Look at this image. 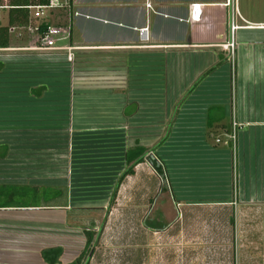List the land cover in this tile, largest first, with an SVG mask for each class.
Returning <instances> with one entry per match:
<instances>
[{
	"label": "crops",
	"instance_id": "obj_1",
	"mask_svg": "<svg viewBox=\"0 0 264 264\" xmlns=\"http://www.w3.org/2000/svg\"><path fill=\"white\" fill-rule=\"evenodd\" d=\"M0 5L7 9L6 0ZM192 5L201 8L198 22L189 21ZM40 22L67 29L55 46L70 48L73 58L67 62L60 51L48 52L43 62H14L31 65L28 78L34 83L27 85L28 113L15 114L11 128L0 126V242L31 243L40 251L59 248L61 261L68 254L76 257L78 250L69 251L66 239L51 238L53 229L69 228V212L105 209L127 167L126 152L135 148L145 150L144 161L124 183L151 179L149 160L160 169L154 172L157 189L146 195L161 200L152 209L164 223L147 228L142 222L151 234L169 228L162 207L169 214L191 207L199 215L212 207L233 213L264 204V116L249 115L257 113V104L264 113L259 105L264 103V0H70ZM230 25L236 26L232 32ZM143 28L146 38L140 40ZM16 30L23 31L10 28L8 34ZM31 37L36 38L27 34ZM230 39L231 57L220 48ZM0 64V76L17 68L3 59ZM40 74L45 83H37ZM49 83L65 89V117L56 113L64 122L55 125L41 115L53 112L54 101L41 94ZM247 87H258L256 106L249 97L238 100ZM88 90L96 121L85 107ZM244 100L248 104L234 113V121L233 103L241 106ZM127 104L135 105L134 112H125ZM32 107L41 113L31 114ZM212 109L219 111L216 117ZM22 118L25 122L17 123ZM183 181L199 184L195 196L173 195ZM41 189L52 190L50 198L29 203Z\"/></svg>",
	"mask_w": 264,
	"mask_h": 264
},
{
	"label": "rangeland",
	"instance_id": "obj_2",
	"mask_svg": "<svg viewBox=\"0 0 264 264\" xmlns=\"http://www.w3.org/2000/svg\"><path fill=\"white\" fill-rule=\"evenodd\" d=\"M6 21V11L0 10V25H5ZM16 33H21V35L16 37ZM35 42L36 38H27L24 31L16 30L13 34H8V46L13 49L29 48L34 46ZM47 53L43 51L0 52V59H3L6 65H11L12 68L15 67L16 63L14 62H18V60L27 62L29 58H35L36 61L43 62L47 60ZM16 65L15 70L8 69L9 72L5 70L3 76H0V126L4 123L1 127L5 128H11L15 120V114L24 115V111L28 113L30 108L29 100L27 101L29 93L26 90L29 87L28 84L34 83L29 81L30 78H28L29 66L31 65L27 63L26 65ZM20 66L23 67L21 74H19ZM41 78H44L42 74L36 76L37 83L39 79L42 80ZM42 82L45 83L46 81L42 80ZM233 90L234 87L231 85V91L233 92ZM262 91L264 92V87H262ZM32 93L39 94L37 91H32ZM256 93H258V87L254 90L247 87L238 100L241 102L249 97L252 106H256L257 103H252ZM41 94L47 100L54 101L51 103L54 107L53 117L51 114L42 112L43 121L49 118L50 123L53 125L56 122H64V119H58L56 113H62L61 116L65 117V89L62 86L55 87L53 83H49ZM84 98L87 102L85 104V107L88 108L86 109L87 114H90L92 120L96 121V102L92 93L86 94ZM238 104L233 103L234 121L235 114L240 113L239 108L247 105L248 100H244L241 106H238ZM44 105L45 103H36L34 106L39 108ZM103 105L105 106V104ZM145 105L143 104L142 108ZM223 105L225 109L229 108L228 104L223 103ZM259 105L264 111V103ZM112 106L110 112L114 110V107L118 110L120 104H112ZM176 107H178V104ZM258 107L257 104L254 110L257 113L251 112L249 114L250 116H257L255 118L257 120L260 119V116H264V113L258 112ZM35 109L32 107L30 113H37ZM124 110L127 114L134 112L135 105L127 104ZM217 112H219L217 109H212L210 114L216 117L219 114ZM18 120L22 123L25 122L23 118L17 119V123ZM103 120H106L105 122L112 121L110 119ZM57 125L59 126V124ZM218 135L217 138L221 141L222 135ZM0 138H2V135H0ZM230 141L232 142V139ZM168 161L170 163L171 158ZM146 168L151 179L142 183L136 179H128L127 183L122 181L109 206L103 210L78 212L77 215L75 212H69V228L53 229L52 237H50L53 239H66L69 251L73 249L78 250L79 253L84 250V232H91L93 239L84 251L81 264H84V262H87V264H264L263 203L254 206L245 205V207H239L233 213H230L229 207H212L209 213L203 214L201 211L202 214L199 212V215H195L194 208L191 207H178L180 210L178 214L174 211L169 214L165 207H162L161 211L165 214L164 221L169 226L168 230L153 234L145 230L142 222L147 228L158 227L164 223L159 211H153L152 209L154 204H158L161 200L159 197H147L146 195L147 192L157 189L156 185H159L160 181L149 167L146 166ZM125 184H127L126 189ZM195 185L196 183L193 184L190 181H183L182 184L177 183V185L175 184L176 191L173 190L174 193H172L174 196H182L183 194L195 196V193H197L194 192ZM52 192V190L47 189L44 191L42 189L38 190L37 195H31L33 200L31 198L29 203L34 201L37 204L41 200L45 201L50 198ZM198 194L206 195L203 191ZM27 201L24 200L23 203ZM180 203H183V200ZM37 236L43 237L41 235ZM46 237L49 238V235H46ZM59 259L57 264H62L61 259ZM0 264L48 263H45L42 259L38 246L31 243L10 241L0 242Z\"/></svg>",
	"mask_w": 264,
	"mask_h": 264
},
{
	"label": "trees",
	"instance_id": "obj_3",
	"mask_svg": "<svg viewBox=\"0 0 264 264\" xmlns=\"http://www.w3.org/2000/svg\"><path fill=\"white\" fill-rule=\"evenodd\" d=\"M47 0H6V23L5 25H0V49H6L8 48V30L10 28H24L27 25V10L23 7L26 6H34V5H45ZM70 0H68V3ZM2 3V0H0V4ZM2 6V5H0ZM46 27L45 23H40L38 25V34ZM38 41L34 43V45H37ZM2 65L0 64V69ZM9 72V71H8ZM194 87V86H193ZM39 93V92H38ZM230 144V143H229ZM144 155L145 150L142 148H135L133 150H130L126 152L125 156V163H126V169L124 172L120 175L118 178L114 191L111 195V198L108 201L109 204L113 201L115 196V191L122 182V180L126 176H130L133 174V168L138 163H141L144 161ZM149 165L152 167L154 172L159 173L160 169L156 166L155 161L149 160ZM85 242H84V250L82 252H79L78 255L72 256L71 254L63 256L62 264H81V260L84 255L85 249L88 248L90 243L92 242L93 235L89 231L84 232ZM60 249L59 248H52L44 251H40V255L42 256V259L45 263L48 264H57L58 258H60ZM84 264H87V262H84Z\"/></svg>",
	"mask_w": 264,
	"mask_h": 264
},
{
	"label": "built area",
	"instance_id": "obj_4",
	"mask_svg": "<svg viewBox=\"0 0 264 264\" xmlns=\"http://www.w3.org/2000/svg\"><path fill=\"white\" fill-rule=\"evenodd\" d=\"M68 5V0H47L45 5H34V6H26L23 7L27 10V25L22 28L24 32L29 35L36 36V40L38 41L37 45H34L29 48L22 49H11L15 51H43V52H65L67 62H71L73 55L71 54V49L67 47L55 46V43L63 38H60L61 35L67 36V29L63 30L54 26H46L39 34H38V25L41 23L40 21L45 16L46 12L56 9H62ZM225 5H229L226 3ZM1 8V7H0ZM201 14V8L199 5H192L189 8V21L190 22H198ZM236 28L235 25H230L229 31L232 32ZM11 32L13 30H10ZM138 38L140 40H145L146 38V28L138 30ZM19 36V34H18ZM223 51L228 52L229 56L232 55V50L234 48V44L231 39L228 42H225L220 47ZM232 127L235 125L232 123ZM229 139L233 141V135L229 136ZM217 142V141H216Z\"/></svg>",
	"mask_w": 264,
	"mask_h": 264
}]
</instances>
